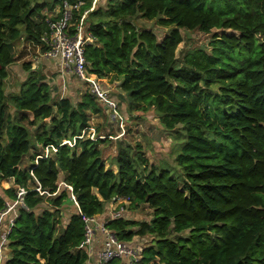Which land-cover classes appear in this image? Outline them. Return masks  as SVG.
<instances>
[{
	"label": "trees",
	"instance_id": "16d2710c",
	"mask_svg": "<svg viewBox=\"0 0 264 264\" xmlns=\"http://www.w3.org/2000/svg\"><path fill=\"white\" fill-rule=\"evenodd\" d=\"M63 1L0 0V184L14 180L0 191V212L19 190L27 192L8 235L6 264H88L82 217H105L106 205L119 198L152 212L150 222L123 216L107 224L129 246L152 237L138 264H264V0H119L89 14V73L120 82L129 112L154 109L164 130L179 135L181 174L151 164L140 145L124 140L113 161L117 171L108 169L102 149L108 141L80 139L93 115H111L87 88L74 104L24 62L27 79L6 95L15 43L24 33L41 46ZM67 1L84 2L75 10L80 20L93 0ZM137 16L173 29L159 41L137 29L131 21ZM181 30L236 34H214L211 53L190 51L180 64ZM39 146L56 151L46 157ZM61 180L80 209L68 226L62 219L70 195L59 192Z\"/></svg>",
	"mask_w": 264,
	"mask_h": 264
},
{
	"label": "rangeland",
	"instance_id": "374dc122",
	"mask_svg": "<svg viewBox=\"0 0 264 264\" xmlns=\"http://www.w3.org/2000/svg\"><path fill=\"white\" fill-rule=\"evenodd\" d=\"M112 1H119V0H98V7L105 9L108 3ZM93 2V1H92ZM96 9V8H95ZM94 9V10H95ZM93 10V11H94ZM97 10V9H96ZM92 11V12H93ZM62 10L57 8V13L54 14L52 17L56 18ZM91 13V12H90ZM89 13V14H90ZM88 14V21L89 23V15ZM92 17V16H91ZM74 21L78 19L75 15ZM131 21L139 30H150L156 34L159 41H161L166 35H168L173 27L166 28L159 25L158 20H147L142 18L141 16H137ZM184 42L181 44L177 51V58L179 59L180 64H182L183 56L194 50H204L208 53L212 52V41L214 34L218 33L222 35V33H227L229 35L236 34L234 31H222V30H213L212 33L206 34L202 33L198 30L195 31H185L181 30ZM259 39L262 40L263 37L259 36ZM34 44H28V40L26 35L23 33L22 37L15 43V50H16V57L17 62L12 66L11 71L9 72V77L6 82V95L8 97L14 95L17 90L20 88L22 83V78L18 75V70H21L23 67V62L30 63L31 69L38 71L39 68L41 71L45 70L44 66L42 65L41 61L43 60H50L46 58L44 55L46 47L41 45L37 48H34ZM52 61V60H50ZM22 62V64H21ZM34 62V63H33ZM40 62V63H39ZM55 62V61H52ZM33 63V64H32ZM57 63V62H55ZM59 64V63H58ZM23 69V68H22ZM57 71L53 72V78L55 82L59 85L61 89V95L64 96L68 91L73 92L75 96L74 104L79 102L81 99L82 94L85 92L83 86L86 90V86L80 81L75 75L73 74H66L65 78L62 79V75L59 74V69L61 70L60 65L57 66ZM23 74L22 71H20ZM29 74V73H28ZM26 80V79H25ZM106 90L109 93V97L117 104V109L119 116L112 119V112L111 115L102 114L99 116H92L91 117V129L86 132L84 138H102L107 143H104L102 146L103 149V157L106 160V167L108 169H112L115 172L117 171V167L113 162L114 157L117 155L118 150V142L123 141L125 143H129L133 146L136 144L142 147V151L144 155L149 159L151 164L160 165L165 168L170 169L174 174H181L180 168L175 163V157L178 153V149L180 147V138L179 135L174 132H166L162 127L159 115L154 109H151L147 112L134 110L133 112H129V99L128 95L123 92L121 87H119L120 82L109 83L108 81H103L102 83ZM72 86H77V90H71ZM9 112L12 114L14 110L9 107ZM97 122V123H96ZM35 130L34 128L31 129ZM48 152V151H47ZM26 166L30 164V157L27 158L25 161ZM7 182V181H6ZM5 181L2 184L6 183ZM0 184V191L3 185ZM6 186V185H4ZM61 187V185L59 186ZM46 195V194H42ZM73 200L72 197L69 198ZM74 201V200H73ZM47 206V205H46ZM112 206V205H110ZM123 208L124 211L121 213L124 218L129 220H135L137 222H150L152 220V212L151 210L143 206L138 210L131 209L130 204H118L116 203L107 209V212L110 211L116 212L119 208ZM113 213V212H112ZM111 215V213H110ZM107 215L105 219H108ZM188 233H184L181 235L172 234L171 238H176L179 236H187ZM152 237L146 236L143 238H135V242L131 248L142 249L143 254L141 259L143 260L145 254V248L152 245ZM131 257V256H130ZM140 259V260H141ZM139 260V261H140ZM119 264H131L129 259L119 260ZM135 261V259H134ZM134 264H138L135 262Z\"/></svg>",
	"mask_w": 264,
	"mask_h": 264
},
{
	"label": "built area",
	"instance_id": "2783aa9c",
	"mask_svg": "<svg viewBox=\"0 0 264 264\" xmlns=\"http://www.w3.org/2000/svg\"><path fill=\"white\" fill-rule=\"evenodd\" d=\"M83 4L84 2H80L78 5L73 6L67 0H64L61 16L57 19H49L47 21L48 30L41 37V43L46 47L44 56L59 63L63 78L66 74L70 73L82 81L98 102L107 108L109 112L111 111L113 113L112 118L114 119V115H116L115 117L119 116L117 104L109 97V93L100 82V79L89 73L85 58L86 48L94 41V37L90 32V26L87 23V18L88 14L98 5V0H93L91 10L85 11L80 20L78 19L79 21L76 22L74 21L75 10H79ZM84 136L85 133L80 139H83ZM65 143L73 146L69 141ZM51 151H56V149L52 147L47 148L45 156L48 157ZM70 188L73 193V188ZM37 191L41 195L46 194L40 188ZM26 193L24 189L19 190L16 199L11 203L7 202L5 210L0 213V247L1 244L8 243V235L14 228L16 219L19 217L20 208H26L24 204V196ZM73 199L76 201L74 197ZM121 203L130 204L129 199H117L116 205ZM122 210L124 211L123 208H119L116 212L111 211L108 219H105L104 216L82 217L86 234L81 248L90 254L96 242L97 235L102 237L101 249L95 264H110L115 260L125 259H129L130 263L134 264L141 259L143 254L142 249L137 248V246L131 248L132 245L129 246L119 242L115 233L107 227L110 220L123 217L121 214L123 212Z\"/></svg>",
	"mask_w": 264,
	"mask_h": 264
},
{
	"label": "crops",
	"instance_id": "0c3cea01",
	"mask_svg": "<svg viewBox=\"0 0 264 264\" xmlns=\"http://www.w3.org/2000/svg\"><path fill=\"white\" fill-rule=\"evenodd\" d=\"M57 13V10L53 13V14H56ZM28 44H31V42H29L28 41ZM37 47H39V46H34V48H37ZM24 63V62H23ZM34 63V62H33ZM32 63V64H33ZM40 63V62H39ZM41 63H42V65L44 66V69L45 70H43V71H41V69L39 68V70H38V72H39V74L41 75H44V77H45V81H48V83L51 85V87H52V90H53V94H56V95H60L61 97H67V98H70V99H72L73 101H74V99H75V96L73 95V92H71V91H68V93H66L64 96H62L61 95V90L63 91V89H61L60 87H59V85L55 82V80H54V78H53V72H56L57 71V66L59 65L58 64V62L57 63H55V62H52V61H50V60H43V61H41ZM21 64H22V62H21ZM11 69H12V66L11 67H9V69H8V73L11 71ZM17 70H18V75H20V77L22 78V83L25 81V79H27V76H28V73L27 72H25L22 68H21V70H19V68H17ZM20 71H22L23 72V74H21V72ZM33 71H36V70H33ZM10 74V73H9ZM59 74L61 75V70L59 69ZM62 77V76H61ZM64 78H65V76H64ZM63 77H62V79H64ZM44 81V82H45ZM103 81H105L104 79H100V82L101 83H103ZM21 83V84H22ZM120 86H121V84H119ZM119 86V87H120ZM78 88H77V86H72V88H71V90H77ZM83 89H84V91L86 92V90H85V88H84V86H83ZM19 91V89L17 90V92ZM16 92V93H17ZM84 92V93H85ZM125 93V92H124ZM80 101V100H79ZM106 109V111H108V109L107 108H105ZM91 129V128H90ZM95 139H99L98 137L97 138H95ZM46 148L44 149V148H41L40 146H39V152L42 154H45V152H46ZM52 154V153H51ZM115 158H116V156L114 157V160H115ZM113 160V161H114ZM2 184V183H1ZM3 185V187L1 188V190H8V189H10V188H13L14 187V180H9V181H7L5 184H2ZM4 185H6V186H4ZM61 185V187H59V192H61V191H64V190H67L68 192H69V195H70V197H72V199H73V197L76 199V197L74 196V194L72 193V190H71V188L70 187H68L62 180L59 182V186ZM56 195V194H55ZM69 197V198H70ZM74 200V199H73ZM73 200H70V201H67L66 203H65V205H64V209H63V219H62V222H63V225L64 226H68V224H69V221H70V218H71V216L72 215H74V214H79V212H80V209H79V205H78V203H77V200L75 201H73ZM13 200H8V202H12ZM116 201L117 200H113V201H111V202H109L107 205H106V208L107 209H109L110 207H112L115 203H116ZM69 203H71V205H72V207L70 208V205H69ZM110 205H112V206H110ZM106 209V210H107ZM111 212V211H110ZM1 213V212H0ZM107 215H109V213L108 212H106V214H105V217L107 216ZM101 244H102V237L100 236V235H97V238H96V242H95V244H94V246L92 247V249H91V252H90V254H89V256H90V260H89V264L90 263H92V264H95L96 263V259H97V257H98V253H99V251H100V249H101ZM10 257H11V249L9 248V244L7 243V244H1V247H0V264H6L7 263V261L10 259Z\"/></svg>",
	"mask_w": 264,
	"mask_h": 264
}]
</instances>
